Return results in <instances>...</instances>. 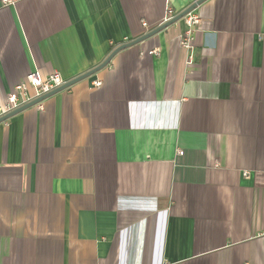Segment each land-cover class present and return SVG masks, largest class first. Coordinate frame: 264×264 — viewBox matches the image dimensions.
Returning a JSON list of instances; mask_svg holds the SVG:
<instances>
[{
  "label": "crops",
  "instance_id": "crops-1",
  "mask_svg": "<svg viewBox=\"0 0 264 264\" xmlns=\"http://www.w3.org/2000/svg\"><path fill=\"white\" fill-rule=\"evenodd\" d=\"M194 1L0 0V105ZM195 11L0 122V264H264V0Z\"/></svg>",
  "mask_w": 264,
  "mask_h": 264
},
{
  "label": "built area",
  "instance_id": "built-area-1",
  "mask_svg": "<svg viewBox=\"0 0 264 264\" xmlns=\"http://www.w3.org/2000/svg\"><path fill=\"white\" fill-rule=\"evenodd\" d=\"M4 4L14 3L15 0H2ZM173 17V10L170 7L167 9V15L164 18V22L170 20ZM184 22L186 23V29L181 35L180 43L181 46L187 52L186 64L191 65L194 62V42L195 34L198 26L201 23V16L198 12L194 10L188 12L184 17ZM143 26L148 27V23L143 21ZM160 47H154L149 51L150 54H159ZM66 80L62 74L58 71H54L48 76L44 77L39 70L32 71L26 75L24 80L22 79L18 82L12 91L8 94L7 100L0 105V116L5 115L11 110H15L21 105L40 97L42 94L48 93L51 90L62 85ZM101 81H94L95 86H100ZM33 89V93L30 92V89ZM42 102L37 103L39 108H42ZM180 153L183 151L180 150ZM246 174V173H245Z\"/></svg>",
  "mask_w": 264,
  "mask_h": 264
},
{
  "label": "water",
  "instance_id": "water-1",
  "mask_svg": "<svg viewBox=\"0 0 264 264\" xmlns=\"http://www.w3.org/2000/svg\"><path fill=\"white\" fill-rule=\"evenodd\" d=\"M204 1L206 0H196L194 1L191 5H189L187 8H185L183 11H181L180 13L176 14L175 16H173L172 18H170V20H167L165 22H162L161 25L156 26L155 28L151 29L150 31H147L146 33H144L143 35L137 37L136 39H133L132 41L129 42H125L122 43L120 45H118L111 53L110 55L99 65H97L96 67H94L93 69H90L89 71L78 75V77H75L73 79H70L66 82H64L62 85L58 86L57 88L51 90L48 93L42 94L40 97H37L35 99H32L31 101L21 105L20 107H18L15 110H11V112L0 116V122L6 120L7 118L11 117L12 115L24 110L25 108H29L33 105H36L39 102H42L44 99H46L47 97L51 96V94H55L61 90H65V88L73 85L74 83L81 81L82 79H85L87 77H89L90 75L96 73L97 71L101 70L102 68H104L110 61L111 59L121 50L131 47L137 43L142 42L143 40H146L148 38H150L151 36H154L155 34L157 35L158 32H160L161 30L165 29L166 27H168L169 25L177 22L178 20L182 19L188 12L196 9V7H198L199 5H201Z\"/></svg>",
  "mask_w": 264,
  "mask_h": 264
}]
</instances>
